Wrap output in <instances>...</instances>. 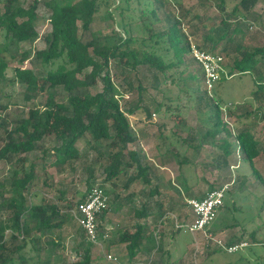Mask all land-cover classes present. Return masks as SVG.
Here are the masks:
<instances>
[{
	"label": "trees",
	"instance_id": "obj_1",
	"mask_svg": "<svg viewBox=\"0 0 264 264\" xmlns=\"http://www.w3.org/2000/svg\"><path fill=\"white\" fill-rule=\"evenodd\" d=\"M64 1L47 0L43 3L51 11V32L44 36L47 47L35 51L31 57L30 51L22 44L38 38L35 22L39 18L40 1L32 0L31 5L25 7L22 0H0V132L4 133L0 161L12 163L16 158L24 164L27 156L41 153L29 166L22 165V170L12 166L0 173L3 177L0 180V264H29L33 259L36 264H42L43 253L49 246L54 252L64 248L60 245L62 235L55 234L66 222L61 208L55 201L44 197L40 202L34 199L38 195L35 191L37 164L40 162L44 166L45 158L50 157L55 166H71L77 171L76 163L82 155L76 144L87 135L91 140L86 144L95 156L84 166L88 191L96 183L95 173L98 171L103 175L104 187L110 182L114 187L121 184L123 189L129 190L138 183L147 190L144 191L146 196H157L158 190L152 186L151 167L140 146L146 134L144 130L154 125L162 148H172L173 143L178 142L180 147H194L198 152V146L191 143L201 132L191 129V133L183 138L176 128V124L190 112L197 115L196 122L206 127L199 141L212 138V145L222 150L223 157L217 158L212 167L222 169L227 165V157L232 153L229 139L234 138L238 151L242 152V160L249 163L255 177L264 186V176L255 169L256 161L261 159L264 162V143L248 129L234 131L224 121L221 107L225 105V109L227 103L221 104V98H215L214 88L211 91L206 89L201 67L191 55L192 41L183 28V18L188 10L181 0H76L71 4H64ZM227 1H235L231 10L226 11L230 13L229 17L222 19L219 26L202 25L207 34L202 37L203 46L199 48H208L211 50L208 52L214 53L222 46V54L226 57L236 54L228 72L229 78L222 73L218 82L237 75L251 76L255 84L251 97L260 105L257 110L264 113V39L252 48L237 42L248 38V31L243 27L259 0H219L221 9H226ZM170 3L178 7L177 14L169 10ZM102 15H108L116 25L108 34L91 30L96 18ZM251 19L256 26L261 25V15ZM162 20L167 26L157 31L155 25ZM135 21L142 23L147 37L131 35L129 24ZM80 29L88 32L87 40L78 36ZM27 61L32 68L23 67ZM192 65L201 72L202 90L187 83L197 79V75L184 77ZM141 66H149L154 71L150 84L142 81L137 73L129 76L131 70L138 71ZM156 73H160L163 80ZM19 85L24 86L23 104L15 102ZM95 86H101L100 91L89 90ZM149 87L158 94L155 98L148 96ZM41 93L45 94L44 100L35 103L36 96ZM133 94L135 99L126 101L123 107L119 97L129 98ZM159 95L160 100H157ZM147 100L155 104L154 111L159 114V119H153L154 112ZM29 103H33V107L26 111ZM12 106L20 109L18 114L9 122H3L1 114ZM232 107L225 109L230 117ZM257 110L242 112L239 116L241 123L252 119L258 114ZM49 135L54 137V145L45 149L43 144ZM190 162L194 161L184 158L179 164ZM125 168L133 171L127 175ZM43 184L46 186L47 182ZM106 190L109 203L98 216V230L110 237L105 224L112 196ZM67 192L61 191L57 201H67ZM7 194L12 197L7 199ZM154 209L149 204L134 208V215L140 222L111 233V244H124L129 261L138 257L139 252L151 260L150 257L156 256L160 248L154 242L151 247L142 248L147 239L144 233L146 219ZM164 212L165 208L160 207L153 219L162 218L167 213ZM9 230L14 242L10 247L5 240ZM48 231L56 235L54 239H45ZM75 251L80 258L76 264L98 262L92 256L91 245L82 244ZM135 262L143 261L137 259Z\"/></svg>",
	"mask_w": 264,
	"mask_h": 264
},
{
	"label": "rangeland",
	"instance_id": "obj_2",
	"mask_svg": "<svg viewBox=\"0 0 264 264\" xmlns=\"http://www.w3.org/2000/svg\"><path fill=\"white\" fill-rule=\"evenodd\" d=\"M24 1L23 4L25 7L31 5L32 0H22ZM40 6L38 8L39 18L35 22V27L38 32V38L34 39L31 42H27L22 44L23 48H26L30 51L31 57H33L35 51L45 49L47 46L44 41V36L51 32V24H50V17L51 11L44 7L43 3L47 0H39ZM76 0H66L64 4H71L74 3ZM182 5L185 7V10H188V14L185 18H183V28L185 29L186 33L189 35L192 44L197 46H203V36L207 34L202 29V25H217L222 19H226L229 17L230 13H228L231 8L235 5V1H227L226 2V9H221V5L219 0H181ZM169 10L173 13H178V7L170 3L168 6ZM228 11V12H226ZM261 15V25L256 26L255 22L251 17ZM163 19V15L161 16ZM250 18L247 23H245L243 30L248 31V38L245 39H238L237 42L242 43L244 46H248L252 48L256 46L260 41L264 39V0L258 1V4L253 9L252 16H248ZM167 24L164 20L160 23L155 25V29L157 31H161L166 28ZM252 26V28H251ZM116 28L115 23L109 18L108 15H102L96 18L95 22L91 26L92 32L100 33V34H108L113 29ZM129 31L133 37L137 38H144L147 37V33L145 28L143 27L142 23L139 21H135L129 24ZM78 36L83 39L87 40L89 38L88 32L79 30ZM236 37V36H235ZM223 45V44H222ZM221 47L213 51L216 55H222L224 57V70L226 73L229 72L230 69L233 67V61L236 57V54L230 57H226L221 51ZM206 51H211L210 49H204ZM15 63V62H12ZM25 68H32L31 64L27 61L23 64ZM38 69H40L38 67ZM139 76V78L144 81L146 84H150L153 80V73L154 71L150 70L149 66H141L138 67V71L131 70L129 73L130 77H133L135 74ZM158 74V73H156ZM189 74L197 75V79L195 80H188V85L190 87L196 89H203V85L201 82V72L198 68H195L193 65L190 67L189 72L184 76L185 78L189 76ZM122 75H120L121 77ZM160 80H163V76L159 73L158 74ZM122 87V86H121ZM255 88V84L249 75H242V76H233V78L226 80H221L218 82L214 89L213 95L215 98H221V104H226V108L232 107V116L226 115L225 112V105L221 108L224 110L222 113L223 119L226 122L227 126L234 131L238 128L240 129L243 126H247L244 123H241L239 120V116L242 115V112L245 110L256 109L258 104L253 101L250 92L253 91ZM101 86H95L90 88L89 90L92 92L100 91ZM24 91V86H18V95L15 98V102L17 104H23L22 101V93ZM44 93H41L36 96L35 103H40L44 100ZM158 94L155 90L149 87L148 89V96L156 97ZM121 104L125 107L126 101H132L135 99V95H130L129 98L127 97H119ZM160 100V95L158 99ZM148 101V100H147ZM212 101V100H211ZM151 105L150 109L154 112L152 117L154 120L159 119V114L154 111L155 104L152 101H148ZM251 104L252 107L250 106ZM235 106V109H233ZM33 107V103L26 104V111ZM243 109V111H238L237 108ZM19 108L17 106H12L7 111L3 112L2 121L9 122L11 119L18 114ZM258 111V110H257ZM225 113V114H224ZM259 113V111H258ZM262 114V113H261ZM257 118L250 120V125H253L252 130L256 131L258 127H264V117L260 114L256 115ZM255 116V117H256ZM197 115L193 112H190L186 118L181 122V126L178 128L180 132L183 133L184 136L189 135V129H195L199 132L205 131V125L201 124L200 122H196ZM233 126V127H232ZM156 127L153 125L150 128V132L156 131ZM258 131V130H257ZM258 135L259 141L264 143L263 141V134L264 131H260ZM201 133L198 134L196 140L193 144L197 145L199 148L198 152H195L191 149H186L185 156L192 157V163H188L185 165L180 166L179 162L181 161V157H175L172 159L171 156H168L167 159H161L157 157V152L155 151V139L151 140L150 142L140 143L142 150L144 151L145 155L147 156V163L151 167V175H158L159 178V185L161 192L163 193L166 191L167 193H173L185 190L187 186L184 182V177L189 179V185L194 191L195 196H202L205 195L212 188H217L223 186L224 184L231 183V187L225 193L224 197V204L227 206L228 211H230L234 217V221H239L241 223H245L249 231L252 230V227H256L257 225L260 227L261 234L264 235V186L260 183L259 179L255 177L253 173L252 167L249 165L248 162H244L242 160V152L238 151V146L234 141H231V147L229 150L232 152L229 157H227V165L222 169H217L212 167V165L216 164V159L223 157L222 151L216 146H210V140L201 139ZM233 139V138H232ZM91 140L89 135L83 137L78 141L76 147L81 151L82 159H80L76 163L77 171H73L71 166H55L52 164L53 159L50 157L45 158V162L42 163L38 162L37 164V176L35 191L38 195L34 198L38 202L41 201L42 197L46 200L55 201V203L61 208V213L65 217L66 222L61 228L60 231L57 230L55 234H61V242L60 245L64 248L58 249L57 252L53 251V248L49 246L46 251L43 253L42 257V264H76V262L80 259L77 256L76 249L82 244L91 245L92 247V256L98 262H92V264H131L127 258V254L125 253L126 249L123 244L114 245L111 244V233L114 229L124 227L127 225H132L135 221L134 215V208L139 206L142 199V195L140 194V190L142 189L141 185L135 183L131 186L129 190L123 189L121 184L118 186H112V184L105 183V188L111 193V203H110V212L107 216L106 220V229H109L110 237L103 241V243L98 246L92 244L88 241L85 233L81 229V227L77 224L76 220L71 214V210L74 208L73 205L76 202L82 199V196L86 194L88 191L86 180H87V173L84 170V166L91 163L95 156L93 153L90 152L86 142ZM199 143V145H198ZM104 142L101 143L103 145ZM4 145V133L3 131L0 132V149ZM54 145V137L49 135L46 137L44 141V148L49 149ZM182 148V147H180ZM186 148V147H184ZM183 151V150H181ZM37 156H41V153H34L27 156L26 161L20 162L16 161L15 159L12 163H7L6 161H0V173H4L8 167H16L19 170H22V165L29 166L31 161H33ZM188 159V158H187ZM190 159V160H191ZM162 163V164H160ZM157 165L167 166L168 169H165L162 172L157 167ZM95 166H98L96 163ZM45 167V169H43ZM255 169L259 171L264 176V162L260 159L255 163ZM184 172L182 173V171ZM133 169L125 168V172L129 175ZM95 175L97 176V180L99 182L104 181L103 175L96 171ZM164 175H168V179L165 178ZM127 177V176H125ZM3 177H0L2 180ZM96 180V181H97ZM46 181L47 185L45 186L43 182ZM212 187V188H211ZM68 191L66 194L67 201H57L60 197L61 191ZM172 193V194H173ZM186 193V192H185ZM7 199L12 197V194H7ZM28 198L29 196L26 195ZM29 201V198H28ZM57 201V202H56ZM72 203H70V202ZM137 205V206H135ZM135 206V207H134ZM141 206V203H140ZM139 206V207H140ZM238 207V208H237ZM166 212H172L175 219H177V223L184 225L185 223L189 222L190 219V208L184 205L178 208H167L165 209ZM156 209H154L155 212ZM159 212H155V215ZM162 213V210L160 211ZM164 212L163 214H165ZM110 213L116 215V217L111 216ZM260 213V214H259ZM258 214V215H257ZM221 213L219 212L216 216L215 220L207 227L208 231H213L216 227V223L220 220ZM228 220H232L230 216H228ZM150 229L154 230H161L159 235L152 234L153 242L158 243L160 248L156 252V256L150 257L151 260L147 258L144 264H264V236L259 240L256 241L257 245H252L250 238L246 239L248 243H251L252 246L250 247H243L240 248L237 252L228 253L223 250V248H218L215 241L210 240L209 238L205 237L202 233H198L193 235L188 231L186 227L178 228L176 227V223L174 218H170L166 220L164 227H159L158 219L151 218ZM128 223V221H130ZM178 230L180 233L178 238L175 236L177 235ZM248 231V232H249ZM101 233V232H100ZM11 230L7 231L5 240L8 247L14 244L13 240L10 238ZM45 235V239H54L55 234H52L51 231H48ZM162 235V237H161ZM38 236V235H36ZM220 237V236H219ZM218 237V238H219ZM222 240L229 243V239L226 236L220 237ZM44 239V240H45ZM158 241V242H157ZM225 242V243H226ZM47 242L45 241L44 244ZM193 246H192V245ZM190 246V247H189ZM220 249V250H219ZM222 249V250H221ZM109 255L113 258L115 257L117 260L114 261L109 259ZM153 259H157L156 261ZM142 260V261H143ZM153 260V261H152ZM136 261V260H135ZM133 261V262H135ZM250 261V263H249ZM29 264H36V259H33L29 262ZM137 264V263H136ZM140 264V263H139Z\"/></svg>",
	"mask_w": 264,
	"mask_h": 264
},
{
	"label": "built area",
	"instance_id": "obj_3",
	"mask_svg": "<svg viewBox=\"0 0 264 264\" xmlns=\"http://www.w3.org/2000/svg\"><path fill=\"white\" fill-rule=\"evenodd\" d=\"M191 55L195 62L201 67L203 73V83L208 91H211L215 84L220 80L222 73L229 78L228 73L224 70V57L216 55L199 46L191 45ZM231 183L223 186L212 188L206 192L202 198L187 199L186 204L190 208L191 220L189 223L181 225L177 223L172 214H165L161 222L174 218L176 227H186L190 233L196 235L202 233L205 237L216 242L218 248H223L228 253L237 252L240 248L246 246V243L235 245H227L222 239L214 237L207 227L215 220L218 210L224 205L225 193L231 187ZM109 195L102 182L98 180L89 191L86 192L84 199L78 202L71 210V214L85 233L87 239L92 244L100 246L104 240L109 238L108 234L100 233L98 230V216L108 207ZM109 259L116 261L117 259L108 256Z\"/></svg>",
	"mask_w": 264,
	"mask_h": 264
},
{
	"label": "crops",
	"instance_id": "obj_4",
	"mask_svg": "<svg viewBox=\"0 0 264 264\" xmlns=\"http://www.w3.org/2000/svg\"><path fill=\"white\" fill-rule=\"evenodd\" d=\"M260 1V0H259ZM259 106L260 105H258V107L257 108H259ZM252 107V106H251ZM250 110H256L255 108L254 109H251L250 108ZM263 110H264V107H263ZM238 111H243V109H239ZM257 113H258V111H257ZM261 111H259V113L258 114H260V115H262L263 117H264V113H262ZM257 115V114H256ZM256 115H254V117H252V119H253V121H254V119H256L257 118V116ZM256 116V117H255ZM251 119V120H252ZM250 122V120L248 121V122H244V124H246L247 126H243V127H241L240 129H248L249 131H251L252 132V134L255 136V138L258 140L259 139V137H258V135H260L259 133H260V131H264V127H263V125H262V127H260L261 129H259L258 127L256 128V131H254V130H252V127H253V125H250L251 123H249ZM180 127H183V126H181V122L180 123H177L176 124V128H177V131H178V133H180L182 136L181 137H183V138H185V137H187L188 135H186V136H184L183 135V133L182 132H180L179 131V129L178 128H180ZM150 128H151V126L149 125V126H147L146 128H145V135H144V137L142 138V140H141V142L140 143H146V142H150L152 139L154 140L155 139V141H156V144H155V151L157 152V157L158 158H161V159H167V157L168 156H171L172 157V159H174L175 157H177V158H179V157H181V160L182 159H184V158H188V160H190L191 159V156L190 157H186L185 156V151H186V149H191L192 147H188V148H184V147H182V148H180V146H179V143L178 142H176V143H173L174 145H172V148H175V151L171 148V147H161V142H160V139H159V132L156 130V131H152V132H150ZM190 130L191 129H189L188 131L190 132ZM258 130V131H257ZM201 133H203V132H201ZM147 135H150V136H148L147 137ZM263 137H264V134H263ZM194 139H196V137H194ZM207 140H210V142H211V144H210V146H213L212 145V138H209V139H207ZM234 141L235 139L233 138H230L229 139V141ZM260 140V139H259ZM258 140V141H259ZM197 141V140H196ZM230 141V142H231ZM263 141H264V138H263ZM199 143H200V141H199ZM199 143H198V145H199ZM191 145L192 146H197V145H194L193 143H191ZM167 148V149H166ZM170 148V151H168V149ZM194 147L192 148V150L194 151ZM181 150H183V151H181ZM165 151H167L168 153L166 154L165 153ZM222 151V150H221ZM175 152H179V153H175ZM195 152H197V151H194V153ZM222 155V154H221ZM195 158V157H194ZM193 157H192V159H194ZM219 158H220V156H219ZM191 159V160H192ZM190 160V161H191ZM190 163H192V162H190ZM160 164H162V163H160ZM157 167H159V169L161 170L160 172H162V174H163V171L165 170V169H168L167 168V166H161V165H157ZM151 172V171H150ZM184 172V170L182 171V173ZM165 176V178L166 179H168L169 177H168V175L166 176V175H164ZM152 186H153V188H157V190H158V195L157 196H155V197H148V196H146V194L144 193V191H147V190H145L143 187H142V192H141V190L139 191L140 192V194L142 195V199H140L141 200V206L143 205V204H149L150 205V207H152V208H156V211L155 212H157V210L160 208V207H164L165 209H167V208H178V207H182L183 205H184V203L186 204V201H187V199H190V198H193V197H198V196H195L194 195V191L192 192V189L190 188V186L191 185H189V179H186V180H184V182H185V184L187 185L186 187H185V190L183 191V190H181L180 189V191H177V192H175V193H173V191L171 192V193H167L168 195H166V194H164V193H166V191L163 193V191L161 192V189H160V185H159V178H158V175L156 176V175H152ZM169 180V179H168ZM186 192V193H185ZM173 193V194H172ZM202 196H204V195H202ZM202 196H199V197H202ZM140 203H139V206H140ZM135 206H137V205H135ZM134 206V207H135ZM139 206H137V208L139 207ZM186 206H187V204H186ZM238 208V207H237ZM155 212H153V213H151V215L146 219V224H145V226H144V233L147 235V239L145 240V242H144V244H143V249L146 247V248H149V247H151V245L153 244V240H150L149 238L152 236V234H154V235H159L160 233H161V230H154V231H152L151 229H150V226H151V224L149 223V222H151V218L155 215ZM221 213V217H220V220H218V222L216 223V227L213 229V231H209V233H211L214 237H222V236H226L230 241H229V243L227 244V242H226V244L227 245H230V243H233V242H236L235 244H240V243H246V246L245 247H250V246H254V245H257V244H254L255 243V241H259L264 235H262L261 234V230H260V227L257 225L256 227H252V230L251 231H249L248 229H246L247 227L245 226V223L243 224V223H241V222H239V221H234L235 220V217H234V215L230 212V211H228V208H227V206H225V204L218 210V213ZM172 214V212H167V214ZM218 213H217V215H218ZM260 214V213H259ZM110 215L111 216H115L116 217V215H114L113 213H110ZM258 215V214H257ZM164 216V215H163ZM162 216V217H163ZM228 216H230L231 217V221H230V219L228 220ZM161 219L162 218H160V220L158 221V225H159V227H164V224L166 223V221H163V222H161ZM137 220V221H136ZM190 220H191V213H190V219H189V222H190ZM135 221L136 222H140L139 220H138V218H135ZM129 222H131V220L130 221H128V223ZM136 222H133V224L132 225H134V224H136ZM189 222H187V223H189ZM152 223V222H151ZM186 224V223H185ZM128 226H130V225H127V226H124V227H128ZM120 228H122V227H120ZM118 229V228H117ZM180 229V228H179ZM115 230V229H114ZM249 231V232H248ZM179 233H180V230H178V232H177V235L175 236L176 238H178V235H179ZM248 236H249V238H250V241L252 242V245H251V243H248L247 241H246V239L248 238ZM219 237V238H220ZM261 237V238H260ZM220 239H222V238H220ZM224 240V239H223ZM240 243H239V242ZM158 242V241H157ZM235 244H231V245H235ZM124 245V244H123ZM192 245V244H191ZM125 246V245H124ZM157 246H158V243H157ZM193 246V245H192ZM190 247V246H189ZM157 252V251H156ZM142 255H145L144 253L142 254V252H139V254H138V257H136L133 261H135V260H139V261H142L145 257H143ZM127 258H128V260H129V257L127 256ZM133 261H130V262H132L131 264H136V262H133ZM145 260H143V262H144ZM143 262H140V264H144ZM146 262V261H145ZM238 262V261H237ZM233 263V264H238V263ZM164 264H166V263H164ZM231 264V263H230Z\"/></svg>",
	"mask_w": 264,
	"mask_h": 264
}]
</instances>
